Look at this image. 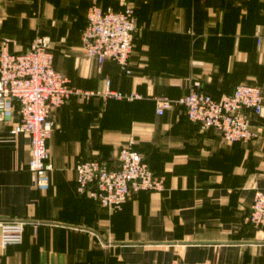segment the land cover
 Listing matches in <instances>:
<instances>
[{"label": "crops", "instance_id": "0c3cea01", "mask_svg": "<svg viewBox=\"0 0 264 264\" xmlns=\"http://www.w3.org/2000/svg\"><path fill=\"white\" fill-rule=\"evenodd\" d=\"M91 1L0 0V47L19 54L44 36L68 85L98 92L72 95L51 111L53 168L45 178L28 169L29 137L0 122V222L24 224L20 243H0V264H170L174 257L264 264V240L248 219L254 192L264 190V107L250 113L257 136L233 143L201 130L181 106L155 113L156 98L198 87L218 99L240 83L257 86L264 105V38L256 37L264 0H97L102 8H133L129 74L83 54ZM105 79L139 97L103 96ZM129 138L152 173L164 176V189L137 191L108 212L76 190L75 165L95 158L114 169Z\"/></svg>", "mask_w": 264, "mask_h": 264}, {"label": "built area", "instance_id": "2783aa9c", "mask_svg": "<svg viewBox=\"0 0 264 264\" xmlns=\"http://www.w3.org/2000/svg\"><path fill=\"white\" fill-rule=\"evenodd\" d=\"M135 29L131 6L124 4L115 10L102 8L97 0H92L80 32L82 52L86 57L96 58L98 64L111 59L130 73L128 62ZM256 37L259 43L264 38V30L258 31ZM95 94L98 92L68 85L67 79L53 67V53L44 36H36L29 48L19 54L12 53L6 44L0 47V122H12L11 134L24 133L29 137L28 169L39 178L47 177L53 168L46 146L53 128L51 111L72 95L87 98ZM103 96L127 100L139 97L110 89L109 79L104 80ZM15 104L19 119L13 122ZM174 104L182 105L187 118L198 123L201 130H218L230 143L247 142L257 136V130L250 126V113L259 115L264 107L260 89L247 83L237 84L231 94L218 99L195 87L178 98L159 97L155 99V113L161 114ZM133 144L134 139L129 138L118 149L114 169L97 159L77 162L76 190L86 192L109 212L121 210L133 192L163 190L164 176L152 173ZM248 219L264 240V190L254 192ZM0 225L2 247L22 241L23 222L2 220ZM170 264L185 263L174 257Z\"/></svg>", "mask_w": 264, "mask_h": 264}, {"label": "trees", "instance_id": "16d2710c", "mask_svg": "<svg viewBox=\"0 0 264 264\" xmlns=\"http://www.w3.org/2000/svg\"><path fill=\"white\" fill-rule=\"evenodd\" d=\"M98 2V1H97ZM132 7V6H131ZM133 46H134V37H133ZM50 49H51V47H50ZM133 49V48H132ZM51 52H52V49H51ZM53 53V52H52ZM97 60V59H96ZM117 63V62H116ZM118 64V63H117ZM119 65V64H118ZM120 66V65H119ZM121 67V66H120ZM128 68L130 69V73H131V68H130V65H128ZM123 70V69H122ZM124 72H125V70H124ZM126 73V72H125ZM126 74H129V73H126ZM195 88H197L198 90H201L202 91V89L201 88H198V87H195ZM204 92V91H203ZM206 93V92H205ZM110 98H113V97H110ZM113 99H115V98H113ZM174 105H178V106H181L182 108H183V111H184V107L182 106V105H179V104H174ZM173 106V105H172ZM185 114V113H184ZM53 127H54V125H53ZM53 129V128H52ZM210 129H212V128H210ZM215 130V129H214ZM218 131V130H217ZM220 132V131H219ZM221 133V132H220ZM125 144V143H124ZM123 144V145H124ZM134 144H135V139H134ZM133 144V145H134ZM133 145H132V147H133ZM122 146V145H121ZM120 146V147H121ZM119 147V148H120ZM133 149H134V147H133ZM91 159H95V158H91ZM144 159V158H143ZM145 160V159H144ZM83 161V160H82ZM100 161V160H99ZM146 161V160H145ZM101 163H104L106 166H107V163L106 162H104V161H100ZM117 162V161H116ZM148 164V163H147ZM108 167V166H107ZM149 167V166H148ZM150 168V167H149ZM150 170H151V168H150ZM80 193H85L86 194V192H80ZM134 193H136V192H133V193H131L129 196H131L132 194H134ZM129 196H128V198H129ZM127 198V199H128ZM95 201V200H94ZM97 202V201H96ZM98 203V202H97ZM99 204V203H98ZM100 205V204H99ZM104 209H106V208H104ZM107 210V209H106ZM108 211V210H107ZM109 212V211H108ZM117 212V211H116Z\"/></svg>", "mask_w": 264, "mask_h": 264}]
</instances>
